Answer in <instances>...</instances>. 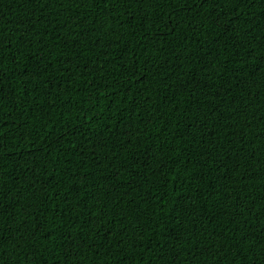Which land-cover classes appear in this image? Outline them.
I'll use <instances>...</instances> for the list:
<instances>
[{
    "label": "trees",
    "instance_id": "1",
    "mask_svg": "<svg viewBox=\"0 0 264 264\" xmlns=\"http://www.w3.org/2000/svg\"><path fill=\"white\" fill-rule=\"evenodd\" d=\"M0 264H264V0H0Z\"/></svg>",
    "mask_w": 264,
    "mask_h": 264
}]
</instances>
